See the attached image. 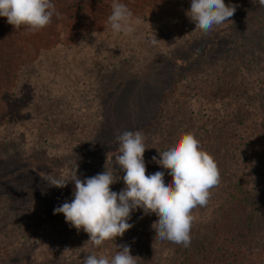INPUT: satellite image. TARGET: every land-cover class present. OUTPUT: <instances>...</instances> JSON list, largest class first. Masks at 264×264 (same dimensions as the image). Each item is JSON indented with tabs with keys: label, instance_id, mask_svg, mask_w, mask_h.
Wrapping results in <instances>:
<instances>
[{
	"label": "rangeland",
	"instance_id": "374dc122",
	"mask_svg": "<svg viewBox=\"0 0 264 264\" xmlns=\"http://www.w3.org/2000/svg\"><path fill=\"white\" fill-rule=\"evenodd\" d=\"M119 2L142 19L135 45L111 34V6L97 0L60 9L70 28L66 45L51 49L31 40L38 57L16 73L0 126V195L46 188L49 175H70L76 167L85 170L81 180L103 172L105 163L111 167L116 136L156 119L161 94L176 78L186 104L201 100L205 87L214 99L223 81L240 75L249 85L255 75L253 95L264 101V8L224 0L237 5L234 15L204 34L185 14L191 0ZM245 96L251 100L252 92ZM155 119L153 136L163 127ZM67 186L59 196L73 193L74 183Z\"/></svg>",
	"mask_w": 264,
	"mask_h": 264
},
{
	"label": "trees",
	"instance_id": "16d2710c",
	"mask_svg": "<svg viewBox=\"0 0 264 264\" xmlns=\"http://www.w3.org/2000/svg\"><path fill=\"white\" fill-rule=\"evenodd\" d=\"M90 1L51 0L55 6L51 23L35 33L23 26L14 30L0 17V126L9 115L16 73L38 57L31 40L51 49L66 45L70 28L60 9ZM157 1L164 4L171 0ZM255 80L253 75V89L249 90L250 84L240 75L231 77L213 92L214 99L209 96L212 90L205 87L199 92L201 100L185 104L182 79L176 78L161 94L156 119L136 130L143 134L148 148L144 153L146 175L163 171L165 183L171 182L168 171L151 158L159 159L157 150H167L184 133H192L218 165L219 186L212 190L206 207L192 211L195 220L189 247L155 238L152 224L156 215L138 209L128 221L133 227L122 237L93 248L85 243L89 237L83 230L78 233L70 227L62 213L53 214L54 208L71 202L73 193L59 196L69 187L48 185L15 196L0 195V264H83V258L93 252L113 257L119 251L117 245L130 246L137 264H264V101L253 95L257 92ZM247 91L252 92L249 101L245 99ZM154 119L163 123L157 136L151 133ZM78 160L76 157L74 163ZM84 171L77 169V176ZM110 187L119 192L123 180Z\"/></svg>",
	"mask_w": 264,
	"mask_h": 264
},
{
	"label": "clouds",
	"instance_id": "9594fccd",
	"mask_svg": "<svg viewBox=\"0 0 264 264\" xmlns=\"http://www.w3.org/2000/svg\"><path fill=\"white\" fill-rule=\"evenodd\" d=\"M252 3L264 8V0H252ZM236 8L237 5H226L224 0H191L185 14L194 23L195 30L208 34L214 26L228 21ZM111 9L107 18L111 34L129 37L134 45L138 43L142 36L136 33L142 19L134 17L119 0H113ZM54 13L51 0H0V17L6 18L14 30L23 26L33 33L41 31L51 23ZM157 41L155 37L152 43ZM115 139L118 154L111 167L105 163L103 172L81 180L76 167L70 175L47 177L50 187L64 188L74 183L71 202L65 201L54 208L53 214L62 213L70 227L88 235L85 243L99 248L132 228L128 221L139 209L145 215H156L157 220L152 224L155 238L189 247L195 220L192 211L206 207L212 190L220 184V171L214 158L201 148L192 133L181 134L167 150H157L159 159L157 156L151 158L171 176V182L165 183L163 171L146 175L144 153L148 148L140 131H124ZM114 165L119 166L118 170ZM121 179L124 188L112 191L110 186ZM117 247L119 251L113 257L93 252L83 258V264H137L130 246Z\"/></svg>",
	"mask_w": 264,
	"mask_h": 264
}]
</instances>
